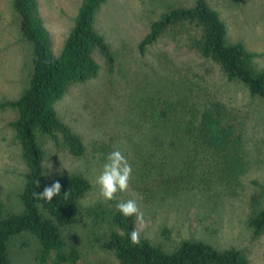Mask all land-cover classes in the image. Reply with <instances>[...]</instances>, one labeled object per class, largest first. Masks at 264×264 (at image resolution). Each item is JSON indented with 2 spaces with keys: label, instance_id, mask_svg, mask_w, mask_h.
<instances>
[{
  "label": "rangeland",
  "instance_id": "rangeland-1",
  "mask_svg": "<svg viewBox=\"0 0 264 264\" xmlns=\"http://www.w3.org/2000/svg\"><path fill=\"white\" fill-rule=\"evenodd\" d=\"M39 2L51 34V50L57 56L74 25L81 0ZM195 2L107 0L100 6L95 28L110 48L113 68L95 55L98 76L72 85L56 103L59 118L81 137L85 153L76 159L55 150L49 142L46 177L60 172L87 177L92 189L81 200V211L95 206L112 210L122 200H136L143 213V225L136 220L140 237L167 252L185 240L201 241L220 251L239 250L249 264H264V234L255 236L248 224L252 215L264 208V99L251 98L241 84L227 83L214 63L178 49L168 38L140 50L150 23L161 13L168 7H190ZM208 2L225 22L229 40L241 43L255 55L254 65L264 68V0ZM0 13L1 102L14 99L28 86L31 48L21 38L6 0H0ZM180 82L184 83L183 91L177 88ZM193 84L198 87V95L202 87L214 97L213 101L233 114L242 144L241 158L234 159L235 163L222 152L204 151L203 144L200 154L193 150L187 157L181 150L185 145L175 133L177 128L168 118L163 122L165 127L160 125L163 120L151 126L160 130L159 140L147 128L145 117L162 109L158 105L163 97L196 102L198 97L188 96L190 90L195 91ZM181 112L178 121L185 117ZM14 117L12 111L0 109V202L7 212L18 214L22 211L18 197L24 184V167L8 129ZM172 130L174 133L169 134ZM171 135L173 146L155 149L167 147L165 139ZM116 149L131 164L132 179L128 191L118 193L116 200L105 201L96 178L108 154ZM161 173L167 179L166 185L160 179ZM97 231V226L81 214L78 224L64 231L63 236L69 245L78 248L80 264H116L96 247L93 239ZM36 248L30 236L17 238L11 246L12 264H36Z\"/></svg>",
  "mask_w": 264,
  "mask_h": 264
},
{
  "label": "trees",
  "instance_id": "trees-1",
  "mask_svg": "<svg viewBox=\"0 0 264 264\" xmlns=\"http://www.w3.org/2000/svg\"><path fill=\"white\" fill-rule=\"evenodd\" d=\"M6 1L14 14L21 38L30 45L31 72L28 86L21 94L0 102L2 111L10 110L15 115L8 123V129L18 145L24 167V184L18 197L22 211L9 213L0 202V264H12V243L25 235L37 245L33 254L36 264H80L78 248L66 242L63 232L78 224L81 214L98 228L93 239L96 247L116 264H249L239 250L220 251L201 241H182L172 252L141 237L140 244L134 246L129 234L136 229L135 216L124 217L117 208L107 210L102 206L81 211L79 204L92 189L87 177L66 172L46 177V147L49 142L55 150L76 159L85 153L81 137L59 118L56 103L72 85L86 83L98 76L95 55L100 56L110 69L113 68L110 48L95 28L97 11L107 0H81L74 25L57 56L51 50V34L42 19L39 0ZM164 38L175 42L178 49L192 51L214 63L227 83L243 85L251 98L264 99V68L258 69L254 65L255 55L241 43L229 40L225 22L208 0H196L190 7H168L150 23L140 50L144 51ZM183 86L184 83L180 82L178 90H185ZM193 87L196 92L190 90L188 96L198 97L196 102L189 99L193 102L190 104L183 97H163L158 105L162 109L145 117L147 128L155 140H159L160 130L151 126L163 120L160 125L165 127L163 122L168 118L177 128L175 133L183 141L185 149L181 150L187 157L190 158L193 150L200 154L201 148L206 147L204 151L222 152L227 160L232 158L231 163H235L234 159L238 161L241 158L242 144L239 141L240 130L233 124H236L233 114L213 101L214 97L205 89L201 87L202 94L198 95V87L194 84ZM180 111L179 114L185 117L178 121ZM187 116L191 117L187 118L188 121L185 119ZM192 116L196 119L192 120ZM173 133V130L169 132ZM165 141L167 147L164 145V149L153 146L158 150L168 149L173 146V135ZM160 179L167 184L162 173ZM178 180L180 176H177ZM55 181L62 186L61 194L51 202L33 197L34 192H42ZM66 192L67 198L64 197ZM248 224L255 236L263 235L264 208L255 212Z\"/></svg>",
  "mask_w": 264,
  "mask_h": 264
},
{
  "label": "clouds",
  "instance_id": "clouds-1",
  "mask_svg": "<svg viewBox=\"0 0 264 264\" xmlns=\"http://www.w3.org/2000/svg\"><path fill=\"white\" fill-rule=\"evenodd\" d=\"M132 166L126 156L119 150H113L106 157V162L102 167V171L96 178V184L99 188V194L105 201H113L117 199L118 193L128 191L130 181L132 179ZM39 187V181L36 182ZM61 184L55 181L51 186H46L43 191L34 192L35 199L51 202L54 197L61 194ZM68 192L64 193L67 198ZM117 210L124 217H136L137 223L143 225V213L134 199L122 200L116 205ZM130 235L132 245H139L140 233L133 229Z\"/></svg>",
  "mask_w": 264,
  "mask_h": 264
}]
</instances>
